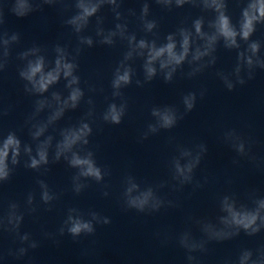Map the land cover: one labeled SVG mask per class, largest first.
<instances>
[{
  "label": "clouds",
  "instance_id": "obj_1",
  "mask_svg": "<svg viewBox=\"0 0 264 264\" xmlns=\"http://www.w3.org/2000/svg\"><path fill=\"white\" fill-rule=\"evenodd\" d=\"M159 5L171 9L174 4L177 8L186 4L199 6L203 11L211 12L214 17L207 21L209 31H205V18L198 17L192 21L191 29L180 27L174 33H169L164 42L157 44L156 39H137L134 33H128L126 23H116L114 29L105 30L102 26L104 18L98 13L105 5L111 6L115 19L120 21L122 14L118 10V0H3L0 3V73L8 66L11 58L12 45L20 42V34L3 30L6 12L17 18H24L35 11H42L43 5L63 4L64 10L70 7L75 8V13L64 23L71 27L77 36V46L69 50L68 45H54L52 51L54 59L47 58V49L33 45L17 54L21 62L17 66L20 80L24 82V92L27 95L37 97L34 102V111L25 121L30 125L29 135L36 142L35 149L28 143H23L16 131H8L6 135L0 133V184L8 181L16 166L20 165L22 156L27 159L24 167L40 172L41 169L47 172L50 164L49 151L53 148L54 137L45 135L49 127L60 120L66 110H75L84 98L85 92L80 87L81 78L77 75L79 69L78 57L83 51L82 46L91 48L94 44L112 46L116 38L126 40L128 50L113 71L111 80L112 100L107 104L101 114L103 122L112 125H119L128 109V101L122 89L133 83L136 75L132 61L137 58L143 60L142 70L144 80H135L138 87L151 82L157 75H162L166 83H171L178 70H182L187 63L190 71L186 73L189 78L202 73L206 68L215 65L217 57L215 52L217 45L222 41L223 47L227 50H236V64L230 73L217 72L228 91H233L237 85H245L247 80L254 79L256 69L264 70V56H261V41L253 40L252 36L257 31V25H264V0H238L244 3L241 8L240 18L233 23L228 14V0H155ZM130 15H135L129 10ZM149 4L145 2L141 9L139 19L143 24L146 33H154L157 28L155 20H149ZM92 17H96L95 36L82 35L89 27ZM179 38V39H178ZM243 45V46H242ZM207 58V59H206ZM246 77V78H245ZM64 81V88L68 95L63 96L59 91H50L57 84ZM89 91L95 92L93 86ZM102 91V89H101ZM206 89H201L199 97L203 99ZM50 95H46L49 94ZM120 102L117 103L116 101ZM197 93L188 92L181 98L183 112L175 105L153 107L151 116L154 122L147 125V130L142 133L141 140L148 138L150 134H157L161 130H170L177 126L180 120L190 113L196 106ZM89 105L85 117L78 125L60 130L61 139L55 143L51 163H58L62 159L67 165L75 169L72 176V192L76 195L82 193L89 184L87 181H95L103 184L102 195L107 197L109 185L104 184L106 176L111 175L107 167L98 166L95 159V152L89 147V137L93 128L88 122L95 115L94 101L89 98L86 102ZM45 109L50 110L47 119H37ZM7 115V111L0 112V116ZM223 141L240 157H247L256 161V156L251 151V140H246L236 129H228L223 133ZM177 155L169 161L173 191H180L185 185H193L194 189L203 187L200 181L195 180V171L207 153L205 143L195 144L188 148L182 145L176 146ZM239 163L233 160V164ZM207 183V177L204 178ZM40 188V203L45 205V211H52L53 202L60 197L54 193L44 180H37ZM123 191L120 196V204L123 211L134 210L137 213L151 215L159 212L162 208L177 206L172 200L165 199L160 195V189L167 186V182L156 185L141 184L136 177L127 174L122 180ZM253 207L241 202L234 194L224 195L219 200V212L216 222L209 220H196L203 238L196 239L190 231L181 233L178 237V244L186 253L188 264H196L195 252L207 251L206 245L210 241H223L236 237L243 231L248 236H254L264 229V198H255L254 194L248 197ZM39 209L35 195L29 193L26 199V207L21 210L17 202H10L7 211L0 213V235L7 234L12 238V244L16 247H8L6 255L16 260L23 259L29 250L37 249L40 241L34 239L28 232H21L25 215H35ZM110 217L101 213L88 210L83 211L76 207H69L65 218L62 220L55 232L42 231L44 239L59 244L58 237L66 234L76 241L81 236H92L98 225H108ZM167 241H162L166 243ZM5 254L0 252V259ZM229 264V262H226ZM236 264H264V249L259 250L257 258H253L251 250H242Z\"/></svg>",
  "mask_w": 264,
  "mask_h": 264
}]
</instances>
